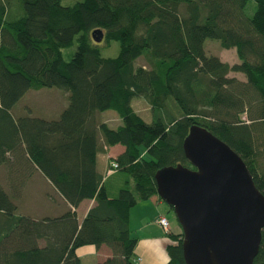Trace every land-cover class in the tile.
<instances>
[{
	"label": "trees",
	"instance_id": "1",
	"mask_svg": "<svg viewBox=\"0 0 264 264\" xmlns=\"http://www.w3.org/2000/svg\"><path fill=\"white\" fill-rule=\"evenodd\" d=\"M254 1L248 16L249 0H0V264H83L77 250L88 244L112 251L96 264H141L130 211L161 200V168H193L183 148L193 125L230 145L264 193V0ZM208 38L236 48L239 62L208 55ZM103 41L119 42L118 55L103 56ZM44 87L68 92L58 117L11 113L26 92ZM135 97L148 102L152 121L133 108ZM107 110L118 113L119 127L98 118ZM117 144L124 151L110 163L119 167L100 173L98 155ZM21 166L39 169L66 210L23 212ZM88 199L94 204L80 221ZM183 236L170 228L165 264H186ZM253 264H264V229Z\"/></svg>",
	"mask_w": 264,
	"mask_h": 264
},
{
	"label": "water",
	"instance_id": "2",
	"mask_svg": "<svg viewBox=\"0 0 264 264\" xmlns=\"http://www.w3.org/2000/svg\"><path fill=\"white\" fill-rule=\"evenodd\" d=\"M96 42L104 37L94 30ZM183 148L193 168L157 171V193L183 230L186 264H253L264 229V193L244 159L207 128L193 125Z\"/></svg>",
	"mask_w": 264,
	"mask_h": 264
},
{
	"label": "rangeland",
	"instance_id": "3",
	"mask_svg": "<svg viewBox=\"0 0 264 264\" xmlns=\"http://www.w3.org/2000/svg\"><path fill=\"white\" fill-rule=\"evenodd\" d=\"M78 0H62L63 5H71ZM256 9V3L254 0H249L246 7V13L248 16H253ZM102 55L105 57L117 56L120 50L119 42L112 41L110 45H107L105 41L100 44ZM205 51L208 55H216L221 58L222 61L234 64L239 62L236 48L225 49L221 47L219 40L208 38L204 43ZM76 50V44L68 49H65L66 59H70L71 54ZM138 64H145L143 59L138 60ZM230 76H237L242 80H246L245 74L239 72H230ZM68 92L62 88L57 87H44L39 90L30 89L26 94L18 101V103L12 108V114H29L41 117H58L60 112L68 105ZM133 108L148 122L152 121V113L150 105L143 97H135L132 100ZM98 118L101 121H105L112 128H117L122 124V120L118 113L114 110H107L104 112H98ZM246 120L247 117L244 116ZM119 120V123H118ZM2 170L3 168L0 167ZM1 172V171H0ZM34 179L27 183V188L25 189V197L19 199V203L22 204V211L26 213H31L37 215L41 208L48 211L47 214H57V208H49L48 202H50L46 193L51 190V187L45 182V178L41 173H35ZM7 176L3 174V181L7 183ZM35 183L36 187L32 184ZM33 189V190H31ZM35 189V190H34ZM147 210H144V217L147 220H151L153 217H157L159 214H165L170 222L171 228L174 230H180L181 225L174 212V210L164 201L160 200L159 197L155 196L150 201H147ZM43 205V206H42ZM66 210V209H65ZM35 212V213H34ZM82 214V213H81ZM42 215L41 212L38 214ZM96 250V245L88 244L81 246L78 249L80 255L83 256V264H96L100 259V256L94 251ZM101 255V254H100ZM103 257V256H101Z\"/></svg>",
	"mask_w": 264,
	"mask_h": 264
},
{
	"label": "crops",
	"instance_id": "4",
	"mask_svg": "<svg viewBox=\"0 0 264 264\" xmlns=\"http://www.w3.org/2000/svg\"><path fill=\"white\" fill-rule=\"evenodd\" d=\"M123 151H124V146H122L121 144H117L107 148L106 152H101L98 155V163H97L98 171L102 174H106L110 166V158H114ZM24 168H28V169H24ZM19 170L21 171V173H25L20 178V181L19 180L17 181L18 183H20L19 186H22L23 189L20 199H22V203L24 204L23 198L26 195L25 194V189L27 188L26 184L27 183L30 184L33 182L30 181L34 179L33 175H35V173H41V175L43 174L39 169L33 168L31 166L28 167L21 166L19 167ZM7 171L9 172V169L8 170L5 169L4 174H7L8 173ZM43 177L45 178V182L51 187V190L46 193V197L50 201L48 202L49 204L48 207L49 208L51 207L53 209L57 208L56 210L57 214L54 215H59L63 211H65V209L68 207V204L65 201V199L56 191L52 183L45 176ZM6 180H8V176ZM32 185L36 187L35 183H33ZM147 201H150V199L140 201L130 211V229L132 231V234L138 238V243L135 249L136 257L141 264H165L168 261V255L166 252V246L168 243V237H167L168 233H166L164 229L157 222L159 216L165 214L161 213L157 217L155 216L151 220H147L144 217V210H147L149 208L147 206L148 204H145L147 203ZM93 204H94V200H89V199L81 203V205L77 209L78 217L80 221L84 218L87 211ZM39 212L42 213L41 216L38 215ZM39 212H36L37 215L34 216L44 217V216L52 215V214H47L48 211H46L44 207L43 209L41 208ZM171 230L175 232L180 231V230H174L173 228H171ZM94 253L100 256V259H98L99 261L97 263L104 261L105 259H107L112 255L111 249L105 244L101 245L100 247L96 246V250L94 251ZM79 256L81 257L83 263V256L80 254Z\"/></svg>",
	"mask_w": 264,
	"mask_h": 264
},
{
	"label": "built area",
	"instance_id": "5",
	"mask_svg": "<svg viewBox=\"0 0 264 264\" xmlns=\"http://www.w3.org/2000/svg\"><path fill=\"white\" fill-rule=\"evenodd\" d=\"M119 167L118 163L116 161H112L110 163V171H113ZM157 222L159 225L164 229L166 233L170 232V222L168 218L164 215H160Z\"/></svg>",
	"mask_w": 264,
	"mask_h": 264
}]
</instances>
